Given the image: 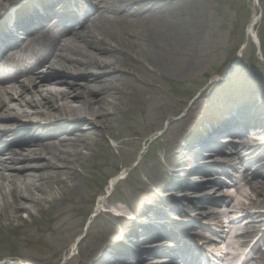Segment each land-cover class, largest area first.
I'll return each mask as SVG.
<instances>
[{"label":"bare ground","instance_id":"bare-ground-1","mask_svg":"<svg viewBox=\"0 0 264 264\" xmlns=\"http://www.w3.org/2000/svg\"><path fill=\"white\" fill-rule=\"evenodd\" d=\"M180 1L0 0V117L29 120L27 127L16 125L8 131L0 128L6 131L2 134L12 136L9 143L0 146V229L15 225L21 228L22 213L33 218L44 209L55 212L61 204L51 224L40 231L42 243L46 245L47 236L62 230L69 231L67 242L79 234L82 222L68 227L65 215L73 210L65 208L72 202L71 194L83 189L80 178L94 155V147L109 138L118 140L121 122L134 110L132 119L139 126L157 114L152 126L136 130V134L147 135L160 126L165 104L157 94L165 91L158 80L171 79L167 72L177 73L178 77L190 72L189 46L195 38L188 29L194 19L188 18L187 8L179 7ZM81 6L86 8L79 16ZM259 21L255 14L247 41L254 38L260 45L256 32ZM243 56L241 52L235 64ZM59 70L71 77L61 75L42 82ZM76 74H85L82 82L72 77ZM235 74L231 68L227 79ZM242 76L244 81L234 87L219 90L215 85L207 93L202 91L188 113L170 123L171 127L182 126L180 140L178 136L174 140L165 165L164 174L171 177L170 181L154 180L148 176L149 171L147 179H137L147 195L142 198L144 207L131 211V219L142 216L145 223L166 221L162 235L174 229L178 231L175 239L147 245L154 237L151 233L140 237L135 246L139 251L134 247L127 254L119 252L136 232L145 233L146 224L135 220L131 222L134 228H119L120 218L113 212L109 233L115 231L117 235L104 246L88 247L93 264H196L202 260L201 249L192 242L190 232L186 238L181 233L196 226V221L185 220L202 208H207L203 214L209 218V226L222 230L231 211L239 215L229 219L224 241L221 236L225 231L195 232L197 242L207 249L226 242L240 253V248L257 239L243 264H264V85L251 80L253 71L244 70ZM212 94L216 96L212 104L216 109L211 108L203 120L194 122L193 106L203 108L205 98ZM137 110L141 115L136 114ZM252 157L254 161L248 164ZM241 167L247 172L256 169L253 178H261L248 180L243 172L229 178L233 188L222 182L225 179L220 174L230 175L229 168L238 173ZM126 173L123 170L110 180L108 193ZM213 192L223 198L207 197ZM239 194L246 199H239ZM169 196L173 197L166 199ZM179 197L188 204L184 199L176 200ZM109 204L116 211L122 208L115 201L101 199L94 213L104 215ZM119 241L123 243L116 249L113 243ZM61 250H66L65 245L58 252Z\"/></svg>","mask_w":264,"mask_h":264},{"label":"rangeland","instance_id":"rangeland-1","mask_svg":"<svg viewBox=\"0 0 264 264\" xmlns=\"http://www.w3.org/2000/svg\"><path fill=\"white\" fill-rule=\"evenodd\" d=\"M178 5L183 9L187 8L188 18L194 19L192 26L188 29L195 38L189 46L191 50L189 64L191 66L187 76L178 77L177 73L167 72L166 74L171 79L158 80L159 85L165 91V93L157 94V98L165 104L163 109L165 117L161 120L160 126L156 125L154 130L147 135L136 134V130L152 126L157 114L154 113L153 118L148 121L143 120L140 126L137 124V120L132 119L135 110L133 114H127L121 122V137L118 140L109 138L108 141H100L94 147V155L91 156L88 162L89 166L83 171L84 175L80 178L83 189L75 195L71 194L72 202H68V206L65 208V210H73L75 214L72 216V212L65 215L68 220V227L71 228L82 222L79 234L72 241L67 242L69 241V231L62 230L58 235L47 236L45 238L47 244L44 245L40 231L51 224V218L55 212L61 211V204L56 206L55 212L44 209L42 213L37 212L33 218L28 217L27 213H22L24 225L21 228L15 225L11 229H0V264H93V261H90L91 254L87 251L88 247L93 244H97L99 247L103 246V240L107 238L114 223V217L111 214L115 213L114 207L109 204L106 208L109 214L106 212L98 217L94 213L98 201L101 199L115 201V204L122 208H129V204L131 206L136 205L139 199L147 195L145 191L140 189L141 185L137 180L138 178L143 181L147 179L145 177L146 171H149L148 176L154 180H171V177L168 178L164 174L165 165L169 162V152H171L170 148L174 140L177 136L180 140L179 133L182 126L177 127L178 125L175 124L171 127L170 123L187 114L192 103L202 91L207 93L215 85H217L216 89L220 90L223 86L231 88V86L234 87L242 83L244 70L253 71L251 80H258L262 86L264 85V0H181ZM191 5H193V9ZM255 14H258L260 18L256 32L260 37L262 50L259 43L254 42L252 38L247 41V30ZM241 52H244V56L235 64ZM231 64H233L231 67L236 71V74L232 79L230 78L231 80L227 79L226 81L225 76L229 72L228 68ZM57 72L51 73L53 76L45 78L42 82L48 83L61 75L71 77V74L67 72L61 70ZM83 75L85 74H76L72 77H75L78 82H82L81 77ZM55 85L58 88V84ZM215 98L216 96L213 94L208 99L205 98L206 102L203 108L193 106L192 117H194V122L198 123V121L203 120L202 118L207 115L211 108L216 109L217 106L212 105ZM218 112L216 111L213 115ZM136 114L141 115L139 110L136 111ZM28 122L27 119L15 116L0 117V128L8 131V128L11 129L16 125L27 127ZM5 126L9 127L6 128ZM3 130H0V146L9 143L12 137L9 133L2 134L1 132H6ZM251 130L253 129H249V131ZM194 133L198 134V131ZM232 144L237 145L238 142ZM155 156L160 162L159 166L156 165ZM253 159L254 157L249 159L247 163L254 161ZM174 162L172 160V164ZM262 165H257L256 168ZM123 170L127 171L125 178H122L114 190L108 193L107 188L110 180L118 176ZM228 171L230 175L220 174L225 179L222 182L228 187H232L229 184V178L240 176L243 172L248 175V180L261 178L260 176L253 178V172H256V169L247 172L244 167H241L238 173L231 168ZM203 189L200 188L199 191H203ZM231 193H234L233 189ZM211 196L223 198L222 196H215L214 192L207 197ZM237 196L239 199H246L245 195L239 194ZM184 204H188L185 199ZM204 210L207 208L197 209L186 217V223L194 220L197 224L187 228L186 234L185 230L184 233L182 231L181 235L186 238L187 233L190 232L188 235L190 238H194L192 242L195 243L199 240L195 232L212 234L213 232L225 231L226 234L221 236V241H224L229 232V219L236 218L239 214L231 211L229 217L224 219L222 230L215 225L209 226L210 220L203 214ZM194 216L195 219H193ZM191 234L194 235L191 236ZM255 241L247 247L240 248V253L237 252L239 250H234L228 246L226 242H222L217 247L213 245L210 249L218 257H225L226 252H231L233 255L229 261L232 264H241V258L250 251ZM64 245L66 250H61L59 253L60 247L62 248ZM73 245L76 246L72 248ZM135 249L139 251V247ZM262 250H264V245H262ZM237 254L240 255L236 256Z\"/></svg>","mask_w":264,"mask_h":264},{"label":"water","instance_id":"water-1","mask_svg":"<svg viewBox=\"0 0 264 264\" xmlns=\"http://www.w3.org/2000/svg\"><path fill=\"white\" fill-rule=\"evenodd\" d=\"M253 40H254V42L258 43V41H257L256 39L253 38ZM232 65H233V64H231L230 67L228 68V71H229V72L226 74L225 77H227V76L230 74V70H231V68H232V67H231Z\"/></svg>","mask_w":264,"mask_h":264}]
</instances>
